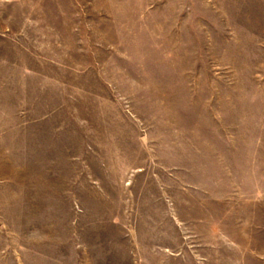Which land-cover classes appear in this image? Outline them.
<instances>
[{
  "label": "rangeland",
  "instance_id": "374dc122",
  "mask_svg": "<svg viewBox=\"0 0 264 264\" xmlns=\"http://www.w3.org/2000/svg\"><path fill=\"white\" fill-rule=\"evenodd\" d=\"M0 264H264V0H0Z\"/></svg>",
  "mask_w": 264,
  "mask_h": 264
}]
</instances>
